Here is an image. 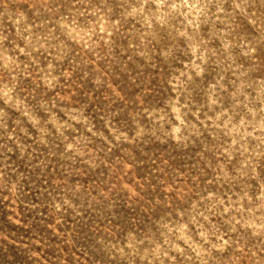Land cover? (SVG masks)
<instances>
[{
    "label": "rangeland",
    "instance_id": "obj_1",
    "mask_svg": "<svg viewBox=\"0 0 264 264\" xmlns=\"http://www.w3.org/2000/svg\"><path fill=\"white\" fill-rule=\"evenodd\" d=\"M0 264H264V0H0Z\"/></svg>",
    "mask_w": 264,
    "mask_h": 264
}]
</instances>
